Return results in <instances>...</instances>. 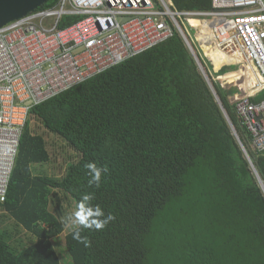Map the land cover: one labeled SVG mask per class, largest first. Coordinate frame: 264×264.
I'll return each instance as SVG.
<instances>
[{"label": "trees", "instance_id": "trees-1", "mask_svg": "<svg viewBox=\"0 0 264 264\" xmlns=\"http://www.w3.org/2000/svg\"><path fill=\"white\" fill-rule=\"evenodd\" d=\"M172 1L182 11L210 8ZM212 84L264 185V155L247 148L232 89ZM51 135L67 150L65 167L32 175V164H53ZM88 162L107 169L99 187L88 184ZM89 192L115 218L82 230L86 247L60 218ZM0 215L14 227L0 228V264H61L53 245L61 235L72 264H264V192L177 34L30 108ZM22 229L35 240L8 238Z\"/></svg>", "mask_w": 264, "mask_h": 264}, {"label": "built area", "instance_id": "built-area-1", "mask_svg": "<svg viewBox=\"0 0 264 264\" xmlns=\"http://www.w3.org/2000/svg\"><path fill=\"white\" fill-rule=\"evenodd\" d=\"M65 16H80L60 28ZM192 19L207 21L210 45L229 58L215 68ZM193 31V32H192ZM178 35L210 83L236 89L227 97L249 147L264 155V0H210L208 10H179L172 0H57L0 28V202L6 198L31 107ZM235 66L253 94L224 86L216 74ZM259 79L254 84L247 70ZM256 99V100H255ZM246 149V148H245Z\"/></svg>", "mask_w": 264, "mask_h": 264}, {"label": "clouds", "instance_id": "clouds-1", "mask_svg": "<svg viewBox=\"0 0 264 264\" xmlns=\"http://www.w3.org/2000/svg\"><path fill=\"white\" fill-rule=\"evenodd\" d=\"M85 168L90 176L88 184L99 187L102 173L107 169L98 167L95 162L86 163ZM94 199L95 195L92 192L83 194L77 202L75 210L60 218V223L71 231L73 239L83 243L86 247L89 246L90 241L87 237L81 236L82 230H101L115 218L111 213L106 215L99 205L93 204Z\"/></svg>", "mask_w": 264, "mask_h": 264}, {"label": "water", "instance_id": "water-1", "mask_svg": "<svg viewBox=\"0 0 264 264\" xmlns=\"http://www.w3.org/2000/svg\"><path fill=\"white\" fill-rule=\"evenodd\" d=\"M48 1L49 0H0V28L6 26L7 24H9L15 20H18V19L32 13L36 9L45 5ZM204 79H205L208 87L210 88L212 94L214 95L216 101L218 102L223 114L225 115V118L229 124L231 132L234 135L237 143L239 144V146L243 152V155L245 156V159L248 162V165H249V168H250L252 174L256 177V179L258 180V182L262 188V191L264 192V185L262 183V180L260 179L258 172H257L248 152L246 151L241 140L239 139V136H238L232 122L230 121L225 109L223 108V106H222V104H221V102H220V100H219V98L215 92L213 84L210 83L205 77H204Z\"/></svg>", "mask_w": 264, "mask_h": 264}, {"label": "bare ground", "instance_id": "bare-ground-1", "mask_svg": "<svg viewBox=\"0 0 264 264\" xmlns=\"http://www.w3.org/2000/svg\"><path fill=\"white\" fill-rule=\"evenodd\" d=\"M190 26L195 29L198 38L200 40L203 39L202 45L206 49L207 54L213 60L215 68L220 67L225 62L233 61L234 58H229L224 53L219 52V54L217 56V58H218L217 63L215 62L214 57L218 53V49L213 48L210 45L212 33H211V27L208 26L207 21H202L200 19H192L190 21ZM243 71H244V68L240 67V69L238 71L235 70V71H232V72L227 73L225 75H221L220 77H222L223 79H225L229 82L232 81V82H235L236 84L242 86L245 89V94H248V93L253 94L256 90V87H252L250 89L248 87L249 85L242 80L241 73ZM247 73L249 75V78H251V83L254 82V84H255L256 82L259 81L260 78H258V76L251 69L247 70ZM223 85L226 86L225 83Z\"/></svg>", "mask_w": 264, "mask_h": 264}, {"label": "rangeland", "instance_id": "rangeland-1", "mask_svg": "<svg viewBox=\"0 0 264 264\" xmlns=\"http://www.w3.org/2000/svg\"><path fill=\"white\" fill-rule=\"evenodd\" d=\"M218 54H219V50H218V53L216 54V56L214 57V60H215L216 63H217V59H218L217 58ZM228 62H230V61H228ZM230 70H235V66L225 67L224 69L219 70L218 72H216V74L227 72V71H230ZM228 73H230V72H228ZM219 81L222 84L225 83L226 86L231 84V83H234L232 81L229 82V81L223 79L222 77H219ZM236 92H239V91L235 90V88H234V89H232V91L230 93L234 94ZM30 123H31V128L34 131L36 130L39 133H45V129H44L43 125L39 122V120L31 119ZM51 136H52L51 137L52 140L54 141V145L49 150H50V154H52V159H53L52 163H53V165H51V166L49 165V166L52 167V172H53V167L54 168L57 167V163L63 164L62 166L65 167L64 161L67 160L66 154H68V153L66 152L67 150L63 151L62 149H60V147H59V143H60L59 139H56L53 135H51ZM246 146H248V145L246 144ZM247 148H249V146ZM246 151H247V149H246ZM71 209H73L71 206H67V208L65 210V213L67 214L68 210H71ZM10 224H12V223H10ZM11 226H13V225H10V227ZM53 245H54V248H55V250L57 252V255L59 256L60 263L61 264H72L67 252L65 251L64 235H61L59 238L55 239L53 241Z\"/></svg>", "mask_w": 264, "mask_h": 264}, {"label": "crops", "instance_id": "crops-1", "mask_svg": "<svg viewBox=\"0 0 264 264\" xmlns=\"http://www.w3.org/2000/svg\"><path fill=\"white\" fill-rule=\"evenodd\" d=\"M49 165L51 166L53 164L48 163V162L32 164V175H38V174L39 175H41V174L52 175V167H50ZM10 225H12V224H10L7 220L2 221L0 219V228H2V229H5V228L13 229L14 227L13 226L10 227ZM13 234H10V237H8V238H10L11 240H15V241H18V239H20V241L26 242V243L27 242L31 243V242H33L35 240V238H31V241H29L30 238L25 234V231L23 229L20 232H16V233H13Z\"/></svg>", "mask_w": 264, "mask_h": 264}]
</instances>
